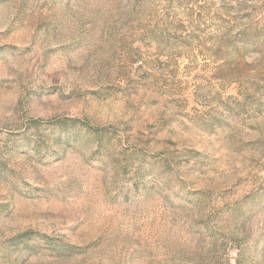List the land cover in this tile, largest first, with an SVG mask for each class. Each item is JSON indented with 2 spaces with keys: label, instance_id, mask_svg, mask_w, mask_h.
Segmentation results:
<instances>
[{
  "label": "rangeland",
  "instance_id": "rangeland-1",
  "mask_svg": "<svg viewBox=\"0 0 264 264\" xmlns=\"http://www.w3.org/2000/svg\"><path fill=\"white\" fill-rule=\"evenodd\" d=\"M0 264H264V0H0Z\"/></svg>",
  "mask_w": 264,
  "mask_h": 264
}]
</instances>
